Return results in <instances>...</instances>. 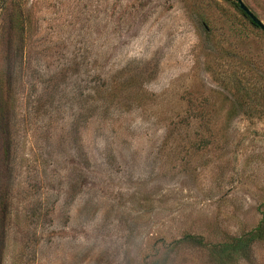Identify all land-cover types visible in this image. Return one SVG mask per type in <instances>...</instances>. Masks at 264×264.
<instances>
[{
  "label": "rangeland",
  "instance_id": "rangeland-1",
  "mask_svg": "<svg viewBox=\"0 0 264 264\" xmlns=\"http://www.w3.org/2000/svg\"><path fill=\"white\" fill-rule=\"evenodd\" d=\"M235 1L0 0V264H214L259 224L264 34Z\"/></svg>",
  "mask_w": 264,
  "mask_h": 264
},
{
  "label": "trees",
  "instance_id": "trees-1",
  "mask_svg": "<svg viewBox=\"0 0 264 264\" xmlns=\"http://www.w3.org/2000/svg\"><path fill=\"white\" fill-rule=\"evenodd\" d=\"M234 4L242 13L243 17L249 22V26L246 25L242 29V35L250 38L252 36L251 28L254 27L261 30L264 34V30L246 14V12L240 7L239 3L235 1ZM182 241H191L203 247L207 246V243L202 236L196 237L186 235ZM257 242H264V217L252 230L242 235L234 236L223 243L212 245L210 256L214 264H235L240 260L251 261L253 257V245Z\"/></svg>",
  "mask_w": 264,
  "mask_h": 264
},
{
  "label": "water",
  "instance_id": "water-1",
  "mask_svg": "<svg viewBox=\"0 0 264 264\" xmlns=\"http://www.w3.org/2000/svg\"><path fill=\"white\" fill-rule=\"evenodd\" d=\"M240 7L246 12L247 15H249L252 20L258 24L263 30H264V22L260 20L250 9L249 7L244 3L243 0H237Z\"/></svg>",
  "mask_w": 264,
  "mask_h": 264
}]
</instances>
